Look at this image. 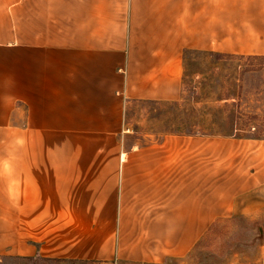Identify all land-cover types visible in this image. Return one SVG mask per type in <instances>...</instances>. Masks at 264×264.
I'll use <instances>...</instances> for the list:
<instances>
[{
	"label": "crops",
	"instance_id": "1",
	"mask_svg": "<svg viewBox=\"0 0 264 264\" xmlns=\"http://www.w3.org/2000/svg\"><path fill=\"white\" fill-rule=\"evenodd\" d=\"M188 53L264 55V0H0V262L163 264L262 209V138L122 148L127 104L179 100Z\"/></svg>",
	"mask_w": 264,
	"mask_h": 264
},
{
	"label": "rangeland",
	"instance_id": "2",
	"mask_svg": "<svg viewBox=\"0 0 264 264\" xmlns=\"http://www.w3.org/2000/svg\"><path fill=\"white\" fill-rule=\"evenodd\" d=\"M228 96L236 99H226ZM125 121L130 131L119 135L124 139L120 143L132 152H140L142 145L174 134L233 137L236 133L264 139V55L188 53L179 100L131 101L126 107ZM262 201L259 211L216 221L189 255L163 264H264V197ZM101 263L105 262L39 257L7 258L0 262Z\"/></svg>",
	"mask_w": 264,
	"mask_h": 264
},
{
	"label": "trees",
	"instance_id": "3",
	"mask_svg": "<svg viewBox=\"0 0 264 264\" xmlns=\"http://www.w3.org/2000/svg\"><path fill=\"white\" fill-rule=\"evenodd\" d=\"M231 98H232V99H233V98L236 99L235 96H228V97H226V99H231ZM231 134L233 135V133H225V135H231ZM235 135L240 136V137H243L242 135H239V134H236V133H235Z\"/></svg>",
	"mask_w": 264,
	"mask_h": 264
},
{
	"label": "built area",
	"instance_id": "4",
	"mask_svg": "<svg viewBox=\"0 0 264 264\" xmlns=\"http://www.w3.org/2000/svg\"><path fill=\"white\" fill-rule=\"evenodd\" d=\"M101 264H107V263H101Z\"/></svg>",
	"mask_w": 264,
	"mask_h": 264
}]
</instances>
